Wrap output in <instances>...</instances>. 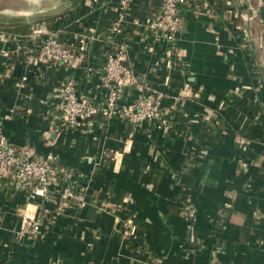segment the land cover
Returning a JSON list of instances; mask_svg holds the SVG:
<instances>
[{
	"label": "crops",
	"instance_id": "0c3cea01",
	"mask_svg": "<svg viewBox=\"0 0 264 264\" xmlns=\"http://www.w3.org/2000/svg\"><path fill=\"white\" fill-rule=\"evenodd\" d=\"M119 0L80 3L55 17L67 39L90 33L70 66L28 61L37 23L0 22V131L52 163L85 203L29 197L0 178V264H264V0H192L174 44L149 23L159 0H132L126 56L139 84L164 92L169 126L93 116L47 132L52 93L73 78L99 105L110 26ZM53 19V18H52ZM50 20V19H49ZM139 85V86H140ZM124 89L121 104L142 92ZM192 203L196 218L181 215ZM27 215L41 233L21 235Z\"/></svg>",
	"mask_w": 264,
	"mask_h": 264
},
{
	"label": "built area",
	"instance_id": "2783aa9c",
	"mask_svg": "<svg viewBox=\"0 0 264 264\" xmlns=\"http://www.w3.org/2000/svg\"><path fill=\"white\" fill-rule=\"evenodd\" d=\"M110 0H91L95 4L108 3ZM160 13L149 23V27L158 33V41H166L175 45L177 33L182 26L183 7H191L192 0H159ZM132 0H119L120 16L110 26L109 49L101 76V86L106 90L103 101L96 105L85 95L79 93L76 81L66 78L61 81L52 93L51 100L57 112L50 121L47 132L60 133L64 129H79L95 115L106 118L117 117L135 125L155 120L159 128L169 126L162 106L164 92L150 86L148 83L139 84L133 67L127 63L130 44L124 34L123 20L128 16ZM35 32L43 33L36 52L30 54L28 61L46 64L53 67L74 65L86 50L88 40L95 38L94 33L81 37L83 44L77 45L80 34H74L67 39L60 29H49L45 22L37 23ZM137 85L141 94L130 104H121L124 89ZM52 155L48 161L36 156L32 147H19L11 143L8 137L0 131V178L7 182L16 183L26 189L29 197L43 199L60 195L62 200L76 199L85 203V190H75L67 177L61 176L52 163ZM181 215L189 220L196 218V209L192 203L183 206ZM42 220L38 216L27 215L21 235L28 238L37 237L41 233ZM159 262L154 259L152 264ZM215 264L219 263L217 260Z\"/></svg>",
	"mask_w": 264,
	"mask_h": 264
},
{
	"label": "water",
	"instance_id": "95a60500",
	"mask_svg": "<svg viewBox=\"0 0 264 264\" xmlns=\"http://www.w3.org/2000/svg\"><path fill=\"white\" fill-rule=\"evenodd\" d=\"M61 3L53 8L46 10H35L31 13L21 14L18 12L10 13L7 10H0V22L4 23H39L46 20L55 18L59 15L66 13L67 11L74 9L81 0H60ZM184 19L182 16V26L180 31L183 29Z\"/></svg>",
	"mask_w": 264,
	"mask_h": 264
},
{
	"label": "rangeland",
	"instance_id": "374dc122",
	"mask_svg": "<svg viewBox=\"0 0 264 264\" xmlns=\"http://www.w3.org/2000/svg\"><path fill=\"white\" fill-rule=\"evenodd\" d=\"M259 1L260 0H253L254 8ZM60 3V0H0V10H7L10 13L18 12L26 14L35 10L50 9Z\"/></svg>",
	"mask_w": 264,
	"mask_h": 264
},
{
	"label": "trees",
	"instance_id": "16d2710c",
	"mask_svg": "<svg viewBox=\"0 0 264 264\" xmlns=\"http://www.w3.org/2000/svg\"><path fill=\"white\" fill-rule=\"evenodd\" d=\"M47 22V21H46ZM55 19L53 18V19H50V20H48V23H50V27L51 28H55Z\"/></svg>",
	"mask_w": 264,
	"mask_h": 264
}]
</instances>
